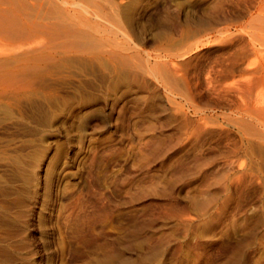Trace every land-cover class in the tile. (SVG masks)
Masks as SVG:
<instances>
[{"label":"rangeland","instance_id":"374dc122","mask_svg":"<svg viewBox=\"0 0 264 264\" xmlns=\"http://www.w3.org/2000/svg\"><path fill=\"white\" fill-rule=\"evenodd\" d=\"M25 1L0 0L13 264H264V0Z\"/></svg>","mask_w":264,"mask_h":264},{"label":"bare ground","instance_id":"6f19581e","mask_svg":"<svg viewBox=\"0 0 264 264\" xmlns=\"http://www.w3.org/2000/svg\"><path fill=\"white\" fill-rule=\"evenodd\" d=\"M51 1L53 2L54 0H51ZM51 1H50V3H51ZM4 2H5V1H4ZM24 2H26V4H27V1L24 0ZM24 2H23V3H24ZM39 2H40V1H39ZM48 3H49V2H48ZM4 4H5V3H4ZM24 4H25V3H24ZM24 4H23V5H24ZM72 4H73V3H72ZM23 5H22V6H23ZM22 6H21V7H22ZM27 6H28V5H27ZM56 6H58V5H56ZM25 7H26V6H25ZM37 7H38V6H37ZM16 8H17V7H16ZM55 8H57V7H55ZM58 8H59V7H58ZM21 9H22V8H21ZM10 10H11V9H10ZM12 10H13V9H12ZM17 10H18V9H17ZM29 10H30V9H29ZM62 10H63V9H62ZM62 10H61V11H62ZM7 11H8V10H7ZM21 11H22V10H21ZM66 11H67V10H66ZM68 11H69V10H68ZM2 12H3V11H2ZM10 12H11V13H10ZM18 12H19V11H18ZM26 12H27V11H26ZM58 12H59V11H58ZM63 12H64V11H63ZM0 14H1L2 18H3V19L0 18V23L2 22V23H1L2 25H3L4 22H8V24H12V25L21 24V23H18V20H17V17H16V16L19 17V15L17 14L16 10H15V11L13 10V12H12V11H9L10 17H11V19H12L11 21H10L9 17H8L9 20H5V19H7V18L4 17V15H3L2 13H0ZM15 14H16V15H15ZM31 14H32V13H31ZM56 14H57V12H56ZM5 15H7V14H5ZM57 15H58V14H57ZM65 15H66V14H65ZM1 16H0V17H1ZM20 16H21V15H20ZM22 16H23V15H22ZM12 21H13V22H12ZM64 21H65V20H64ZM1 24H0V25H1ZM71 24H72V23H71ZM24 25H25V24H24ZM5 26H6V25H5ZM17 26H18V25H17ZM71 26H72V25H71ZM71 26H70V27H71ZM19 27H20V26H19ZM25 27H26V26H25ZM17 28H18V27H17ZM13 29H14V28H13ZM18 29H19V28H18ZM62 29H63V28H62ZM65 29H66V28H65ZM19 30H20V29H19ZM69 31H70V30H69ZM63 32H64V31H63ZM72 32H73V31H71V33H72ZM23 33H24V32H23ZM67 33H68V32H67ZM80 33H81V32H80ZM20 34H21V33H20ZM73 34H75V33H73ZM86 34H87V33H86ZM82 35H83V34H82ZM82 35H81V36H82ZM85 36L89 37L90 35L88 36V34H87V35H85ZM87 37H86V38H87ZM90 37H91V36H90ZM87 39H88V38H87ZM89 39H90V38H89ZM89 39H88V40H89ZM20 173H21V172H20ZM29 176H30V175H29ZM14 178H15V177H14ZM20 179H21V178H20ZM27 179H29V178L27 177ZM22 180L26 181V180L23 179V178H22ZM29 180H30V179H29ZM12 181H14V180H12ZM37 181H38V180H37ZM37 181H36V183L38 184ZM26 182H27V181H26ZM28 183H29V182H28ZM28 183H26V185H27ZM32 183H33V181H32ZM24 184H25V183H24ZM29 184H30V183H29ZM33 184H34V183H33ZM3 186H4V184H3ZM3 186H2V187H3ZM5 186H6V185H5ZM7 186H9V185H7ZM7 186H6V187H7ZM6 187H5V189H7ZM30 188H31V187H30ZM7 190H8V189H7ZM9 190H10V189H9ZM0 191H1L0 193L3 192L1 189H0ZM4 191H6V190H4ZM24 191H25V190H24ZM6 192L8 193V191H6ZM4 193H5V192H4ZM9 193H10V191H9ZM2 194H3V193H2ZM2 194H1V195H2ZM16 194H17V193H16ZM16 194H15V195H16ZM50 194H51V193H50ZM8 195H9V194H8ZM8 195H7V197L10 196V195H9V196H8ZM14 198H15V197H14ZM4 199H5V198H4ZM4 199H3V200H4ZM5 200H6V199H5ZM41 201H42V200H41ZM2 203H3V202H2ZM4 203H6V202H4ZM50 203H51V202H50ZM0 204H1V202H0ZM52 206H53V205H52ZM0 208H1V207H0ZM5 208H7V207H5ZM22 209H23V208H22ZM49 209H50V210L48 211V213L50 212L49 214H54L53 211H52V208H49ZM4 210H5V209H4ZM8 210H9V208H7L6 211H8ZM11 210H13V209H11ZM29 210H30V208H29ZM43 210H44V209H43ZM25 211H26V210H25ZM27 211H28V209H27ZM39 211H40V210H39ZM41 211H42V209H41ZM1 213H2V212H1ZM7 213H8V212H7ZM22 213H23V215H24L25 212H22ZM4 214H5V212L3 213V215H4ZM25 214H26V213H25ZM27 214H28V213H27ZM38 214H39V213H38ZM14 215H15V217H16V214H15V213H14ZM29 215H30V214H29ZM29 215H28V216H29ZM0 216H1V214H0ZM7 216H8V215H7ZM18 216H19V215H18ZM28 216H27V217H28ZM23 217H25V216H23ZM29 217H30V216H29ZM29 217H28V218H29ZM1 218H2V217H1ZM4 218H5V217H4ZM10 218H11V217H10ZM10 218H9V223H10V221H11ZM16 218H18V217H16ZM6 219H7V218H6ZM46 219H47V218H46ZM14 220H15V219H14ZM20 220L22 221V219H20ZM25 220H26V219H25ZM21 221H20V222H21ZM6 222H7V221H6ZM18 222H19V221H18ZM0 223H2V222H0ZM3 223L5 224V222H3ZM3 223H2V224H3ZM7 223H8V222H7ZM10 224H12V223H10ZM17 224H19V223H17ZM31 224H32V223H31ZM29 225H30V224H29ZM1 226H4V225H1ZM6 226H7V225H6ZM9 226H10V225H9ZM21 226H22V225H21ZM10 227H11V226H10ZM12 228H13V226H12ZM20 229H21V228H20ZM22 229H23V228H22ZM5 230H7V229H5ZM5 230H4V231H5ZM2 231H3V229H2ZM16 231H17V230H15L14 232H16ZM51 231H52V229L49 228V229L47 230V234H51V233H52ZM18 232H19V231H18ZM18 232H17V233H18ZM3 234H4V233H1V236H2ZM9 234H10V233H9ZM9 234H8V235H9ZM12 235H13V233H12ZM19 235H20V233H19ZM10 236H11V234H10ZM17 237H18V236H17ZM17 237H15V238H17ZM13 238H14V237H13ZM15 238H14V239H15ZM22 238H23V237H22ZM25 238H26V237H25ZM25 238H23L22 240L20 239L19 242L22 241V242L20 243V245H22V244H24V243H25V244L27 243V240H26ZM8 239H9V238H8ZM0 240H1V239H0ZM10 240H12V239H10ZM1 241H3V240H1ZM1 241H0V242H1ZM12 241H13V240H12ZM16 242H17V241H15V243H16ZM19 242H18V243H19ZM12 244H13V243H12L11 241L8 242V240H4V242H2V244L0 245V264H13V260H14V258L17 256V254H19V253H18L19 251L17 252V249L14 247V244H13V245H12ZM17 245H18V244H17ZM28 245H29V244H28ZM22 247H23V246H22ZM25 253H27V252H25ZM19 255H20V254H19ZM24 257H25V256H24ZM18 258H20V257L18 256ZM22 258H23V257H22ZM25 258H27V257H25ZM19 260H20V259H18V262H19ZM23 260H25V259H23ZM29 260H30V259H29ZM15 261H16V259H15ZM24 262H25V261H24ZM15 263H16V262H15ZM19 263H20V262H19ZM25 263H28V262H25ZM34 263H35V264H40V263H41V259H39V260H38V259H35V262H34ZM16 264H17V263H16ZM31 264H32V263H31Z\"/></svg>","mask_w":264,"mask_h":264}]
</instances>
